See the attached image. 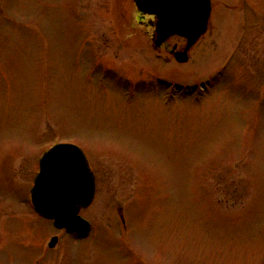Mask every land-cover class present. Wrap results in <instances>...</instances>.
Wrapping results in <instances>:
<instances>
[{"label":"rangeland","instance_id":"1","mask_svg":"<svg viewBox=\"0 0 264 264\" xmlns=\"http://www.w3.org/2000/svg\"><path fill=\"white\" fill-rule=\"evenodd\" d=\"M211 2L178 63L133 0H0V264H264V0ZM61 142L96 177L84 237L30 203Z\"/></svg>","mask_w":264,"mask_h":264},{"label":"water","instance_id":"2","mask_svg":"<svg viewBox=\"0 0 264 264\" xmlns=\"http://www.w3.org/2000/svg\"><path fill=\"white\" fill-rule=\"evenodd\" d=\"M141 13L154 15V47L177 35L186 40L184 48L171 51L178 63L189 59L188 52L206 32L211 14V0H134ZM95 196V177L84 152L75 144L58 143L39 161V173L31 189L35 211L53 220L57 229L86 236L91 224L80 216ZM58 238H51L54 247Z\"/></svg>","mask_w":264,"mask_h":264},{"label":"flooded vegetation","instance_id":"3","mask_svg":"<svg viewBox=\"0 0 264 264\" xmlns=\"http://www.w3.org/2000/svg\"><path fill=\"white\" fill-rule=\"evenodd\" d=\"M174 38H177V39H180V40H182V41H184L182 38H179V37H171V38H169L165 43H163L159 48H166V49H168L169 50V45H170V40L171 39H174ZM173 46H176L177 48H180L179 46H177L176 44H174V45H172V47ZM170 51V50H169Z\"/></svg>","mask_w":264,"mask_h":264},{"label":"bare ground","instance_id":"4","mask_svg":"<svg viewBox=\"0 0 264 264\" xmlns=\"http://www.w3.org/2000/svg\"><path fill=\"white\" fill-rule=\"evenodd\" d=\"M211 12H212V9H211ZM190 51V50H189ZM188 55H189V52H188Z\"/></svg>","mask_w":264,"mask_h":264}]
</instances>
